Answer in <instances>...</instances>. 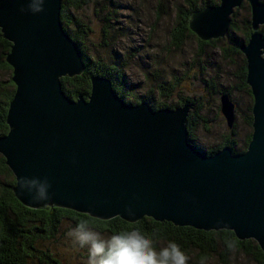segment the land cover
Here are the masks:
<instances>
[{
    "label": "water",
    "instance_id": "obj_1",
    "mask_svg": "<svg viewBox=\"0 0 264 264\" xmlns=\"http://www.w3.org/2000/svg\"><path fill=\"white\" fill-rule=\"evenodd\" d=\"M241 1L207 3L190 13L189 26L203 39L224 35ZM247 1L251 32L239 49L254 97L251 138L243 151L224 144L207 153L188 139L189 102L154 108L145 98L126 101L100 73L90 75L87 96L64 91L60 77L80 73L84 59L60 19L61 0H0L15 83L0 152L15 174V195L31 207L228 228L255 238L264 251V0ZM219 98L232 127L235 102L227 91ZM24 177L47 179L49 198L21 190Z\"/></svg>",
    "mask_w": 264,
    "mask_h": 264
},
{
    "label": "trees",
    "instance_id": "obj_2",
    "mask_svg": "<svg viewBox=\"0 0 264 264\" xmlns=\"http://www.w3.org/2000/svg\"><path fill=\"white\" fill-rule=\"evenodd\" d=\"M89 1L61 0L60 19L66 29H71L72 32L70 34L79 44L84 59V68L80 73L73 75L65 74L60 77L62 87L71 97L76 98L78 94L87 96L91 88L90 75L100 73L111 79L113 88L124 99L127 96H133L137 100V95H134L127 86L128 60L116 54L115 49L111 47L115 45L117 38L112 40V42L109 41L114 26L106 23L108 16L101 15V27L99 26V37L101 40L95 43L94 47H90L86 43L87 35L92 30V27L89 23L81 19L78 14H75L74 10L80 9ZM174 1L168 0V8L171 12L173 11V22L167 32V42L170 46L175 48L182 46L189 35L196 37L199 47L202 43L213 42L223 36L220 35L203 39L189 26L188 18L193 10L207 3L217 4L218 1L183 0L175 5V9L173 8ZM245 1L247 0H242L230 14V23L225 34L234 41L235 38L233 36L238 29V23L234 17L238 8L244 5ZM161 4L162 0H154L153 8L155 7L156 14L159 12ZM156 18H158V15H156ZM250 32V19L246 18L243 23L241 39L238 41V46L236 44L233 45V49L240 51V44L248 40ZM1 34L0 30V67L8 69L9 74L5 79H0V135L6 134L9 130L6 115L15 89V83L11 79L12 67L5 59L11 42ZM230 49L233 51L232 47ZM88 50L93 51L89 53ZM227 51L229 52L228 48ZM244 61L245 63L243 62L239 69L240 78L242 85L247 87L253 103V93L250 85L246 81L245 56ZM179 79L177 75H173L169 79L161 78L153 86H148L141 98L147 99L154 108L165 105L169 106L171 104L168 103L166 97L178 88L180 85ZM153 90H156L164 97L161 96L162 98L154 99L153 101V97L149 95V92ZM183 102H189L191 107H193L187 115V136L195 146L199 147L192 140L194 139V128L201 117L199 110L202 103L186 96H182L181 100L178 101V103ZM252 103L245 117L246 122L251 125V129L246 134L242 145H238L235 137L229 133L225 135L218 146L199 149L210 153L221 145L228 144L234 152L243 151L251 138L253 119L251 112ZM232 132H234V129H232ZM15 180V174L6 162V157L0 152V264H59L58 258L53 256L55 251L48 244V241L57 235L65 221H69L72 225L76 226L82 219H87L94 229L100 233L107 232L110 235L138 229L153 240L154 247L157 249L160 248L159 243L166 246L169 241H174L180 245L186 255L190 256L189 260L192 264H200L202 260L205 262L211 259H214L216 264H231L230 258L234 253L244 254L245 257H248L246 258L251 264H264V251L257 240L253 237L238 238L232 229H203L188 224H175L166 219H154L148 215H144L134 221L127 220L120 215L102 218L87 212L58 205H52V207L48 204L45 205L48 208L31 207L24 204L15 195L12 189V184ZM228 241L234 242V249L227 247L226 242Z\"/></svg>",
    "mask_w": 264,
    "mask_h": 264
},
{
    "label": "rangeland",
    "instance_id": "obj_3",
    "mask_svg": "<svg viewBox=\"0 0 264 264\" xmlns=\"http://www.w3.org/2000/svg\"><path fill=\"white\" fill-rule=\"evenodd\" d=\"M182 1L175 0L173 8ZM153 4L154 0H90L74 12L92 27L86 38L90 47H94L95 43L101 40V15L108 16L106 23L114 26L109 41L112 42L115 38L117 40L111 47L115 49L116 54L128 60L127 86L138 97L135 100L133 96H127L126 101H138L148 86H153L161 78L169 79L177 75L180 85L166 97L171 104L169 106L180 104L178 101L182 96L202 103L199 110L201 117L194 128L192 141L204 149L218 146L225 135L230 133L238 145H242L251 129L245 117L249 112L252 97L247 87L242 85L239 73L241 65L245 63L244 53L233 49V45L238 46L244 20L250 19L249 3L245 1L234 17L238 23V29L233 36L236 42L225 34L213 42L202 43L199 47L196 37L189 35L178 48L170 46L167 42V32L173 22V11L168 8V0H162L157 14ZM260 29L264 33V24H260ZM67 31L72 32L70 28H67ZM91 51L93 50H88L89 53ZM8 74V69L0 67V79H5ZM223 91H228L235 102V120L232 128L226 125L219 107V96ZM149 95L153 97V101L164 97L156 90L149 92ZM192 109L193 107L190 108ZM74 227L69 221H65L57 235L48 241L59 264H86V249L74 250L75 246L66 235ZM101 234L105 238L111 236L107 232ZM159 245L164 246L160 243ZM187 256L190 259V256ZM246 257L242 253H234L230 258L231 264H251ZM188 264H192L190 260ZM204 264L216 263L211 259Z\"/></svg>",
    "mask_w": 264,
    "mask_h": 264
},
{
    "label": "clouds",
    "instance_id": "obj_4",
    "mask_svg": "<svg viewBox=\"0 0 264 264\" xmlns=\"http://www.w3.org/2000/svg\"><path fill=\"white\" fill-rule=\"evenodd\" d=\"M31 8L33 11L38 10L36 5ZM19 187L32 194L34 199L47 200L51 185L47 179L24 177ZM126 211L130 216L135 215L131 207L126 208ZM66 235L73 246L86 249V264H188L189 261L176 242L169 241L166 246L157 249L153 240L138 229L118 232L105 238L87 219H82ZM226 243L229 249H234V242ZM200 264H204V261Z\"/></svg>",
    "mask_w": 264,
    "mask_h": 264
},
{
    "label": "bare ground",
    "instance_id": "obj_5",
    "mask_svg": "<svg viewBox=\"0 0 264 264\" xmlns=\"http://www.w3.org/2000/svg\"><path fill=\"white\" fill-rule=\"evenodd\" d=\"M242 4H243V2H242Z\"/></svg>",
    "mask_w": 264,
    "mask_h": 264
}]
</instances>
